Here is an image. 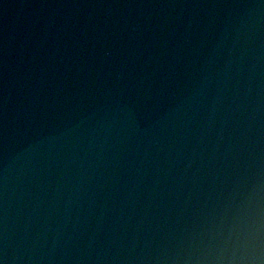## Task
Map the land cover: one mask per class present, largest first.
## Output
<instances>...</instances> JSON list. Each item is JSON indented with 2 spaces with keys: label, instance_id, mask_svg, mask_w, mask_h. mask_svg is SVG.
Masks as SVG:
<instances>
[{
  "label": "water",
  "instance_id": "1",
  "mask_svg": "<svg viewBox=\"0 0 264 264\" xmlns=\"http://www.w3.org/2000/svg\"><path fill=\"white\" fill-rule=\"evenodd\" d=\"M3 264H264V0H0Z\"/></svg>",
  "mask_w": 264,
  "mask_h": 264
},
{
  "label": "snow or ice",
  "instance_id": "2",
  "mask_svg": "<svg viewBox=\"0 0 264 264\" xmlns=\"http://www.w3.org/2000/svg\"><path fill=\"white\" fill-rule=\"evenodd\" d=\"M0 264H3V262H2V261H0Z\"/></svg>",
  "mask_w": 264,
  "mask_h": 264
}]
</instances>
